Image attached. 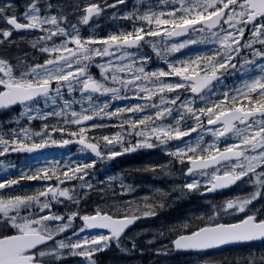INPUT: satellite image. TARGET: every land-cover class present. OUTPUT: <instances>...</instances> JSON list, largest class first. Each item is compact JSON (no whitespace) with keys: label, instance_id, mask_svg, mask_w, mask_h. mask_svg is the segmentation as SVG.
Listing matches in <instances>:
<instances>
[{"label":"snow or ice","instance_id":"snow-or-ice-1","mask_svg":"<svg viewBox=\"0 0 264 264\" xmlns=\"http://www.w3.org/2000/svg\"><path fill=\"white\" fill-rule=\"evenodd\" d=\"M125 2L126 0H115V3L108 4L107 0H104V6L99 3H87L83 6L84 15L80 17V22L88 24L93 16H99L106 7L114 8ZM159 3L164 4L165 7L150 6L142 14L139 12L125 14L123 19L134 22L131 31L110 33L103 38L81 37L78 25L71 24L67 15L62 11L55 15L51 13L53 8L51 3L44 6L48 11L43 12L41 0H30V3L26 5L23 20L27 23H21L15 14L5 17L7 23L16 30L34 29L43 33L32 43V47L42 53H48L51 58L45 59L44 64L26 66L19 76L14 74L13 65L0 58V108H7L16 103L24 104L26 101H37L40 97L45 98V103L48 99H52L55 104L56 101L51 93L55 92L56 97L63 99L62 90L65 88L69 95L78 90L81 93V99L87 98L89 101L93 98L92 94L99 93L111 94L113 99L142 100L144 103L130 104L117 108L113 112H106L108 103L105 101L103 107L82 109L78 113L70 108L72 102L65 100L64 107L60 111L46 113L39 118L46 119L48 115L62 116L65 125L77 126L75 130L56 125L49 131L48 126L45 125L43 132L34 134L40 137L39 142L33 141L30 144L27 142L30 139L27 130L23 140L19 136L9 139L0 136V156L9 151L34 152L47 147L50 143L67 145L75 142L82 146V150H90L100 157L105 153L98 143L90 142L87 133L91 128L110 126L123 128L127 125L132 129L127 135L142 138L134 145L125 147L124 151L127 152L135 151L137 148L155 147L153 138L163 145L173 139L181 140L202 129L204 132L211 133L214 138L207 147L202 146L203 136H200L195 145L186 143L183 148L177 146L176 151L168 152V154L177 158L181 164L187 161L191 165L187 168L188 175L201 169L214 168L211 173L212 178L208 181L211 184L208 191L228 187L244 177H248L249 182L255 178V183L258 185L256 191L242 201H227L223 209L224 211L237 209L239 212H245L247 205L264 195V192L260 190L264 189V0H159ZM13 8L14 5L10 3L0 4V16ZM80 8V5H76L77 11ZM135 21L141 23L136 26ZM69 24L71 31L62 26ZM249 25H251V37L244 39ZM194 33L199 34V39L193 38ZM10 35L11 30L2 31L5 39ZM180 36L186 39L168 43L172 38ZM54 37L63 39L57 44L53 40ZM146 37H160V43L167 53H175L190 44L200 42L218 44L219 47L213 48L210 53L203 56L197 55L194 59L190 57L187 60L167 61V56L162 55L157 43L146 40ZM47 41H52L51 47L46 46ZM0 43H3V40H0ZM144 43H151L156 55L167 61V70L147 71L144 65L150 59L149 57H140V66L135 68L133 67L136 63L135 58L132 63H122L129 57H134L129 49L138 50ZM256 44L260 47H254ZM93 45H103V47H92ZM247 50L251 51L252 59L244 58L243 63H240L241 54ZM53 53L57 55L52 56ZM94 57L110 58L106 64L96 61V66L101 69L103 81L119 84L120 88L109 87L107 83L93 78L88 72V67ZM113 57L115 61L121 63H114L111 59ZM257 58L259 73L242 79L239 86L219 87L223 83L222 77L229 69H236L240 64V69L243 71L245 64L256 65ZM118 73L125 75L120 76ZM170 77L178 79H162ZM166 92L175 93V95H163ZM187 92H191V98L184 95ZM154 97H158L159 102ZM198 100L203 103L199 104ZM146 108L154 109V111L146 112ZM89 111L92 114H88ZM125 112L144 114L136 116L135 119L124 117L120 125L99 123L88 125L86 123L93 120L96 115L103 114L112 118ZM34 118L28 116L29 120ZM189 121L195 123L189 125ZM54 132L67 133L74 140H56L52 138ZM99 138L106 145L123 142L122 133L113 136L101 133ZM221 138L229 141L222 148L219 146ZM106 153L109 159L121 154L112 147L107 148ZM233 160L235 163H232ZM93 166L94 162H78L75 167L69 163L61 171L59 164L49 165L21 178L49 180L55 177L56 186H46L35 196L0 199V214L4 218L2 222L10 223L13 228L18 229L17 235L0 238V264H47L44 257H54L58 260L62 255L59 250L68 247H71L72 255L84 257L87 264H94L91 259L93 254L102 251L113 239L119 246L121 234L136 219H139V216L126 214L123 218L113 217L99 209L95 214L84 215H80L78 211H72L67 216V223L58 224L54 231L49 230L45 222L62 221L65 217L48 214L39 218H29L23 224L17 222L19 209L31 207L33 201L41 212L45 209L50 210L52 201L61 203L58 197H64L79 204V199H74L69 189H62L59 185L66 180L76 179L84 181L81 184L82 188H91L92 185L85 181V177L88 175L86 170ZM221 169L223 174H220ZM18 183V179H7L0 182V189L6 186L11 188ZM184 187L189 191L195 190L199 188V182L186 183ZM49 195L51 200L48 199ZM40 197H44L45 200L42 202ZM12 211H15L17 215L10 216L9 213ZM154 214L152 211L143 213L145 216ZM77 217L83 221V227L79 232L73 233L76 237L75 241L69 237L67 243L59 240L55 241L53 246L37 248V245L44 244L46 240H54L55 236L65 232ZM86 229H108L111 235L98 234L81 239L80 233L85 232ZM261 238H264V219L257 221L255 215H247L239 223H216L202 227L191 235H180L174 243L177 249L205 250ZM33 249L36 251H31Z\"/></svg>","mask_w":264,"mask_h":264},{"label":"rangeland","instance_id":"rangeland-1","mask_svg":"<svg viewBox=\"0 0 264 264\" xmlns=\"http://www.w3.org/2000/svg\"><path fill=\"white\" fill-rule=\"evenodd\" d=\"M87 3H93L97 2L101 6H104V0H80ZM130 1V4H127V2ZM150 1V2H149ZM154 0H126L125 4H118L114 8H108L106 7L105 10L98 16V20H94L92 22H88L87 30H83L79 28V34L81 37H90V36H97L100 38H103L101 36H98V34L101 35L99 32L93 33L90 35L84 36V31H94L98 30L103 23H106L107 21H113L110 24H106L109 29H114L113 32L107 33L104 37H107L110 33H118L121 31H131L134 27L133 20L130 19H123L122 17L125 14H132L134 12L143 13L149 9V7L153 4ZM12 4L14 5L13 9H8L5 14L0 16V27L2 29H7L6 22L7 19L5 17L10 16V14H13L12 10L15 9L16 6H18V3L16 0H0V4ZM108 3V2H107ZM114 2H110L108 4H113ZM20 4V2H19ZM84 4V5H85ZM162 4V3H161ZM164 7L165 5L162 4ZM15 13V12H14ZM79 17L82 16V14L78 15ZM236 22L235 20L233 21ZM141 22L135 21V25L138 26ZM105 25V26H106ZM47 27H50V25H45ZM85 26V25H84ZM227 27V25H225ZM129 29V30H128ZM231 31V29H229ZM251 37V27H248L245 31L244 39H248ZM193 38L199 39V34L194 33ZM37 39V36H31L28 40L25 38L23 39L22 47L24 49H28L32 47V43ZM63 38L61 37H54L53 40L59 44ZM148 41H155L157 43V47L161 49L162 55L167 56V61H178V60H187L188 58H195L197 55H205L212 51L213 48L219 47L218 44H207V43H196V44H190L189 46L181 49L178 52L175 53H167L163 45L160 43L161 38L160 37H146L145 38ZM186 38L176 40L173 39L169 40L168 43L170 44L172 41H182ZM0 40H3L4 38L0 37ZM26 40V41H24ZM43 43V42H42ZM52 43V41H47L46 45ZM259 44L254 45V47H258ZM47 46V47H51ZM70 47H74V45H69ZM92 47H103V45H93ZM130 52L134 54V57H129L127 60L123 61L122 63H132L133 58L136 59V63L133 65V67H139L140 66V57H149L150 59L148 62L144 65L147 71H158V70H167L168 63L166 60L161 59L160 56H157L156 53L153 51L151 43H144L143 47L140 49H129ZM248 50L241 54V61L240 63H243L244 58H248L247 54ZM251 52V51H250ZM27 53V51H25ZM57 55V53H53L52 56ZM67 55V53H65ZM38 60V64H44L45 59L51 58L48 53H42L38 50L37 55L35 56ZM110 58L109 57H94L93 62L89 64L88 72L93 76L94 79L103 81V77L101 76V69L96 66V61H99L101 64H106ZM113 59L114 63H121L119 61H115V58ZM249 59V58H248ZM259 60L257 58V64L256 65H244L243 71L240 69V64L237 65L236 69H229L225 75L222 77L223 83L219 85V87L223 88L225 85L228 88H230L231 84L235 82L233 86H239L242 83V79L247 78L248 76L255 75L259 73ZM120 76H124V73H118ZM162 79H168V80H175L178 79L176 77H170V78H162ZM228 80V82H227ZM108 84L109 87H117L120 88L121 86L119 84H112L111 81L105 82ZM232 88V87H231ZM63 96L68 95L69 101L72 102L70 107L72 109H75L76 112H80L82 109H91L92 107L100 106L103 107V104L105 101L108 103V107L105 109L106 112L109 111V102L113 99L111 94L107 95H101L99 93L92 94V100L89 101L87 98L81 99V93L77 90L73 92L71 95H69L67 89H63ZM183 91V90H180ZM165 96H172L175 95V93H164ZM184 95L191 98L190 92L184 93ZM51 96L57 101L60 99L59 97H56L55 92L51 93ZM214 98V97H213ZM154 99L159 102L158 97H154ZM116 101L117 104H119V108L125 107L130 104H143L144 101L142 100H134V99H113ZM52 99H48L47 103H45V98H41L37 100L36 102L29 103L22 107L21 112L17 117L13 118H5L4 119V125L2 126L3 122L0 121V128L3 127V134L0 132V136L4 137L5 139L9 138H15V136H19L21 140L24 139L25 130L30 134V139L27 141L29 144L33 141L39 142L40 137L34 135L38 132L44 131V126L46 125L45 119L39 118V116L46 114L43 112V109H47L50 107V103H52ZM64 103V102H62ZM199 104H202V101L198 100ZM146 112H152L154 109L146 108ZM23 113V115H22ZM88 114H92L91 111H89ZM144 113H123L118 115L119 121H121L124 117H127L129 119H135L136 116L143 115ZM28 116L35 117L34 119L29 120ZM60 117V116H59ZM95 122L102 124V120L112 119L109 118L106 115L100 114L96 115ZM53 124L55 121H52ZM159 123V122H157ZM164 123H167V121H164ZM194 121H189L188 124H194ZM64 124V123H63ZM55 125V124H54ZM77 127V126H75ZM143 127V126H141ZM207 127V125H205ZM49 131L51 129L48 128ZM132 131V129L129 128V130L123 129L119 130V133L123 134V142H114L113 145H106L104 142L99 144L100 149L105 153L104 155L98 157L96 155H92L89 152H85L82 149L75 148L74 150H70L71 148H66L65 145H58V144H49L46 148H48V152L45 155L40 156H32V155H22L19 158L12 159V162L14 163L16 160H20L19 164H13L12 162H9L7 165H14L9 168V170H15L18 175L22 174V176L31 174L32 172H36L38 169L48 167L49 165L55 166L56 164H59L60 169L64 170L65 166L69 163L72 164L73 167L76 166V164L88 162L93 163L94 166L99 165H107L113 160L118 161L123 160L125 157H127L128 153L127 151H124L125 147L134 145L138 140L142 139L141 137H137L135 135H127L128 132ZM97 129L91 128L87 135L88 137L96 133ZM200 136H203V147H207L209 144H211L214 140L211 133L204 132L202 129H198L197 132L191 133L189 136L183 137L181 140H170L167 141L166 144H159L155 141L153 138V143L156 144L153 148H137L138 152H143L144 155L148 157V159L151 157L155 159L160 167L158 168L159 174H157L158 180L161 182L158 184L153 185L148 192V195L144 198H141L140 200H134L133 198L129 200L123 198V194L125 193L120 189L117 182L116 185H113L110 182H102V183H95L94 179L88 178L87 176L91 175L89 170L87 169L88 175L85 177V181L87 183L91 184L92 187H81V184L84 183V181L81 180H66L63 184H60V188H67L70 190V193H72L74 199H79V204H76L73 202V200L66 199L64 197H58V199L61 201V203H56L55 201H52L51 208L45 209L43 212L40 211V208L36 204L35 201L31 203V207H21L19 209V214L15 211H12L9 213L10 216L17 215V222L23 224L27 219L32 217L39 218L43 215H60L65 217L62 221H47L45 222L48 226L49 230H55L56 226L58 224L67 223V216L69 213H61L57 212L56 209L58 207H62L66 205L67 207H79L80 210L78 212L80 215L84 214H95L96 211L102 210L104 213H108L114 217H124L127 215H143L144 212L152 211L157 216L154 218H150L147 221H144L140 224H138L135 228H133L130 232H128L122 240L119 241V246L117 245V242L112 240L107 247H105L102 251H97L93 254L91 257L92 261H94V264H96L95 261V255L99 254V252H104L107 249H112L113 252H115L114 256L111 257L112 262L110 261L109 264H141L148 258L149 255H153V260H155V263H158L159 259L168 257L172 255V247L171 242L172 238L175 236H178L179 233H175L173 237L171 238L170 234H168V230H166V224H164V218L163 216H160V211H166L169 212L171 215L174 214L177 218L182 217L185 215L187 217L186 221L191 220L192 223L190 224L191 227L197 226L196 220H199L201 222H204L205 224H216V223H228L230 221L240 220L243 217L246 216V214L252 210L253 203L256 201L253 200L251 204L246 206L245 212H239L237 209H230L227 211H224V206L227 201L229 200H243L247 198V196L251 195L254 191L257 190L258 185L255 183V178L250 183H247L245 185H241L234 189L229 195L222 197V198H216L214 200L210 199H200L198 197L200 192H197V189L189 191L184 185L186 183H190L193 181L199 182V187L204 186L206 183H208L209 180H211V173L207 175H196L192 179H184V168L186 164L188 163L185 161V163L181 164L179 160L171 155L168 154V152H174L177 149V146L183 148L185 144H192L195 145L197 143V140ZM52 138L56 140L65 139L60 132H54L52 134ZM74 139L69 138L68 140ZM229 141L224 140L221 138L219 146L222 148L225 143H228ZM112 147L115 151L120 152V155L114 156L111 159L108 158V155L106 153V149ZM167 150V151H166ZM13 151H9L5 153L3 156H0V172H2L3 165L1 163H5L9 159V155H12ZM191 155V154H189ZM25 156V157H24ZM62 157H65V160L59 159ZM150 159V160H151ZM93 166V167H94ZM92 170V167L89 168ZM71 175V173H69ZM6 176H10V173L6 174ZM20 179H24L21 178ZM61 179L63 177L61 176ZM28 180V179H26ZM1 182V180H0ZM31 187L34 191L37 192V194L44 190L46 186H56L57 180L55 177L49 180L44 179H35L30 180ZM53 183V184H52ZM24 186L21 183L14 184L13 186ZM261 190V189H260ZM2 189H0V199H8L12 196H3L1 193ZM32 191V190H29ZM129 192V191H128ZM250 192V194H249ZM49 200H51V196L48 197ZM40 200L43 202L45 200L44 197H40ZM66 202V204H65ZM163 205V206H161ZM76 211V210H73ZM184 216V217H185ZM3 216L0 214V229L1 230H12V232L18 233V229H15L11 226L10 223L5 224L3 223ZM79 217H77L73 222L72 226L69 227L65 232L60 233L59 235L55 236L54 241L49 245L53 246L55 244V241L64 240L66 243L68 242V238L71 237L73 241L76 240V237L73 236L74 232H79L81 225L79 226L77 223V220ZM33 227H38L37 225H33ZM170 227V226H167ZM98 234H105L106 233H93L88 234V232L85 230V232L80 233V238L83 239L84 237H92L96 236ZM48 247V246H47ZM91 247H96L95 245H91ZM62 255L60 259H55L54 257H49V259L54 262L58 261H73L71 264H87V260L84 257H81L79 255H72V249L71 247L60 249L59 250ZM44 258H47L44 257ZM160 261V260H159ZM70 264V263H69ZM147 264V262H145Z\"/></svg>","mask_w":264,"mask_h":264},{"label":"trees","instance_id":"trees-1","mask_svg":"<svg viewBox=\"0 0 264 264\" xmlns=\"http://www.w3.org/2000/svg\"><path fill=\"white\" fill-rule=\"evenodd\" d=\"M156 3V1L154 2ZM162 7L159 4H154L153 8ZM259 46V45H258ZM260 47V46H259ZM258 48V47H257ZM247 56L249 59H252L251 52L248 50ZM65 100L69 101L68 95H64L63 99H58L55 104L50 103L49 108H45L42 111L45 113H52L54 111H60L64 107ZM109 111L113 112L117 108H119V104L116 103L115 100H111L109 102ZM72 109V107H70ZM75 110V109H72ZM70 118V116H69ZM116 118L117 116H113L112 119L107 121L105 125H116ZM63 117L62 116H54L48 115L45 119L46 125L49 129L53 126L61 125L72 130H75V125H65L63 124ZM52 121H55V125ZM122 121V120H121ZM120 121V123H121ZM125 128H129L127 125L124 126ZM97 129L96 133H93L89 136L90 141L93 143L101 144L104 142L100 139L101 133L104 135L113 136L118 132L119 126L116 127H103V128H95ZM61 134V133H60ZM65 139L71 138L67 133L62 134ZM151 157L148 159L143 152H138L137 149L135 151H131L128 153L127 157L123 160H113L107 165H95L91 169H88L91 175L87 176L88 178L94 179L95 183H102V182H110L113 185H116L119 181L118 185L119 188L125 193L123 194V198L130 201V199L140 200L148 195L149 189L155 185L160 183L161 181L158 180L157 174H159V165L156 164L154 158ZM63 171V169L61 170ZM27 182V181H24ZM53 184V183H52ZM28 188H25L26 193H22L20 190H12L10 192V196H35L37 195L36 191L27 192ZM129 191V192H128ZM66 204V202H65ZM73 210H80L79 207H67L66 205L62 207H58L56 209L57 212L61 213H70ZM160 216L164 218V224H166V230H168V234H170L171 238L175 233H184L190 231L192 221H186L187 217L183 215L182 217H176L174 214H170L169 212L160 211ZM185 216V217H184ZM171 218V219H170ZM200 222L199 220H196ZM205 224H200L202 226ZM170 226V227H167ZM12 230H1L0 229V236L11 234ZM93 234V233H88ZM115 252L112 249H107L104 252H99V254L95 255L96 264H109L112 262L111 257H113ZM159 259L158 263H155L153 260V255H149L146 261L141 264H264V242L262 243H253L244 246L232 247L207 253H200V254H174ZM45 260V259H44ZM47 264H53L52 261H47ZM73 261H58L54 262V264H71Z\"/></svg>","mask_w":264,"mask_h":264},{"label":"flooded vegetation","instance_id":"flooded-vegetation-1","mask_svg":"<svg viewBox=\"0 0 264 264\" xmlns=\"http://www.w3.org/2000/svg\"><path fill=\"white\" fill-rule=\"evenodd\" d=\"M4 1H8V0H4ZM16 2L18 3V6H16L15 9L10 11V12L15 14L21 23H27L26 20H23V14L26 11V5H28L30 3V0H16ZM19 2H20V4H19ZM107 2L108 3L114 2V0H107ZM47 3H51L53 5V8L51 9V13L53 15L62 11L63 14L67 15L68 20L70 21L71 24L78 25V27L82 30L87 29L88 24L81 23L80 17L78 16L79 14L84 15L83 10H82L83 6L85 4L84 2H82L80 0H41V6L43 9V12L48 11V9L46 7H44ZM93 3H97V2H93ZM76 5L81 6L79 11L76 10ZM13 14H10V16ZM98 19H99L98 16H93L89 20V22H92V21L98 20ZM5 22L7 25V29H5V30H11V35L7 39H5L2 36V31L4 29H2L0 27V37L4 38V43H0V58L7 60L11 65H13L14 66V74L19 76L20 72L22 70H24V68L26 66L38 64V60L35 59L36 58L35 56L37 55L38 50L36 48H33V49L28 48L27 50L24 49L22 47V44H23L22 40L25 38L28 40L31 36H35V35L38 38L39 36L43 35V33H41L38 30L33 31V32L19 33L15 29H13L12 27L8 26L7 21H5ZM62 26L67 27L68 30L71 31L70 24L69 25H62ZM45 27H47V26H45ZM100 28L102 30H104L105 27L101 26ZM24 41H26V40H24ZM25 51H27V53H25ZM23 106L24 105H17L13 108L0 111V120L2 121L5 118L7 119V118L17 117L19 115V113L21 112ZM1 131L3 134V130H1ZM18 152H21V151H18ZM17 154H19V153H17ZM213 171L214 170L196 172V173L192 174L190 177H187V178L183 177V178L184 179H192L196 175L201 176V175H204L203 173H205V172L210 174ZM257 171H260V169H257ZM220 174H223V169H221ZM247 183H250L248 177H246L242 182H240L238 185H236L233 189L223 191V192H220L218 194H207V189L211 184L206 183L204 186H200L197 189V192H200L198 197L200 199L202 198V199H210V200H214L216 198H222V197L229 195L237 187H239L241 185H245ZM261 191L264 192V189H261ZM249 194H250V192H249ZM252 210H253V212L249 211L246 215H255L257 221L261 220L259 218L264 219V195L259 196L258 200H256L253 203Z\"/></svg>","mask_w":264,"mask_h":264},{"label":"water","instance_id":"water-1","mask_svg":"<svg viewBox=\"0 0 264 264\" xmlns=\"http://www.w3.org/2000/svg\"><path fill=\"white\" fill-rule=\"evenodd\" d=\"M250 26V25H249ZM17 31H35L34 29H22V30H17ZM184 36H180V37H174V38H183ZM192 95V94H191ZM27 102H29V101H26L25 103H27ZM17 104H20V103H16V104H14V105H10L9 107H7V108H11V107H13V106H16ZM2 109H6V108H0V110H2ZM92 120H89V121H87L86 123H90ZM71 145H73V146H79V147H82L80 144H78V143H75V142H73V143H71ZM40 152H44V149H38V150H36V151H34V152H31V153H40ZM189 167H191V165L189 164ZM208 169H210V168H208ZM208 169H201V170H208ZM187 172V171H186ZM186 175H188V174H186ZM238 182H240V181H237L236 183H238ZM236 183H234V184H232V185H230V186H228V187H225V188H219V189H215V190H213V191H208L207 193H216V192H219V191H222V190H225V189H228V188H230V187H233ZM120 218H123V217H120ZM148 219V216H139V219H136L131 225H129L125 230H124V232L121 234V237H120V239L129 231V230H131L136 224H138L139 222H141V221H144V220H147ZM81 223L83 224V221L81 220ZM237 223H239V222H237ZM89 231H95V232H97V231H102V232H107V233H109L110 235H111V233L108 231V229H88ZM198 231V230H197ZM192 234V233H191ZM191 234H185V235H191ZM179 238V236L178 237H176L173 241H172V246H173V250H174V252H180V253H192V252H201V251H208V250H216V249H221V248H227V247H233V246H239V245H246V244H250V243H255V242H260V241H264V238H261V239H255V240H251V241H243V242H235V243H229V244H225V245H221V246H219V247H216V248H210V249H205V250H196V249H177L176 247H175V243H174V241L176 240V239H178ZM115 240V239H114ZM50 242V240H46V242L44 243V244H40V245H37V248H39V247H41V246H43V245H46V244H48ZM33 250H35V249H33ZM33 250H31V251H33Z\"/></svg>","mask_w":264,"mask_h":264},{"label":"bare ground","instance_id":"bare-ground-1","mask_svg":"<svg viewBox=\"0 0 264 264\" xmlns=\"http://www.w3.org/2000/svg\"><path fill=\"white\" fill-rule=\"evenodd\" d=\"M171 219V218H170Z\"/></svg>","mask_w":264,"mask_h":264}]
</instances>
